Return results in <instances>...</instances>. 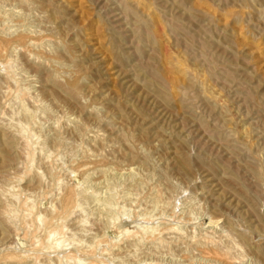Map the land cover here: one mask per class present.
<instances>
[{"label":"rangeland","instance_id":"374dc122","mask_svg":"<svg viewBox=\"0 0 264 264\" xmlns=\"http://www.w3.org/2000/svg\"><path fill=\"white\" fill-rule=\"evenodd\" d=\"M0 38V264H264V0H0Z\"/></svg>","mask_w":264,"mask_h":264},{"label":"bare ground","instance_id":"6f19581e","mask_svg":"<svg viewBox=\"0 0 264 264\" xmlns=\"http://www.w3.org/2000/svg\"><path fill=\"white\" fill-rule=\"evenodd\" d=\"M6 14H7V13H6ZM2 15H3V14H2ZM0 39H1V38H0ZM4 40H5V39H4ZM39 41H40V40H39ZM40 42H41V41H40ZM34 45H35V44H34ZM38 45H39V44H38ZM0 46L3 47L2 45H0ZM31 46H32V45H31ZM24 48H25V47H24ZM2 52H3V51H2ZM0 53H1V52H0ZM0 56H1V55H0ZM6 64H7V63H6ZM6 66H8V65H6ZM14 71H15V70H14ZM7 80H8V79H7ZM5 89H6V88H5ZM12 89L14 90V88H12ZM6 91H7V90H6ZM8 91H9V90H8ZM2 95H4V94H2ZM17 95H18V94H17ZM14 96H15V95H14ZM2 107H3V106H2ZM35 108H36V107H35ZM32 112H33V111H32ZM28 115H29V114H28ZM3 117H4V116H3ZM28 118H29V117H28ZM31 120H32V119H31ZM7 121H8V120H7ZM21 122H22V121H21ZM2 123H3V122H2ZM0 125H1V124H0ZM18 125H19V124H18ZM18 125H16V126H18ZM21 125H22V123H21ZM26 127H27V126H26ZM29 127H30V126H29ZM32 127H33V126H32ZM19 129H20V128H19ZM32 129H33V128H32ZM12 130H13V129H12ZM19 131H20V130H19ZM21 131H22V129H21ZM24 131H25V130H24ZM33 132H34V131H33ZM9 133H10V132H9ZM15 134H16V133H15ZM20 134H21V133H20ZM20 134H19V135H20ZM25 135L27 136V134H25ZM21 136H22V134H21ZM21 136H20V137H21ZM31 136H32V134H31ZM17 137H18V136H17ZM22 137H23V136H22ZM29 137H30V136H29ZM29 137H28V138H29ZM5 138H6V137H5ZM28 138H27V139H28ZM29 140H30V139H29ZM21 141H23V140H21ZM27 141H28V140H27ZM24 142H25V141H24ZM25 143H26V142H25ZM28 143H29V142H28ZM29 144H30V143H29ZM39 146H40V145H39ZM20 147H21V146H20ZM27 147H28V146H27ZM29 149H30V148H29ZM32 152H33V151H32ZM26 153H27V152H26ZM88 155H89V154H88ZM51 156H52V155H51ZM51 156H50V157H51ZM25 158H26V157H25ZM25 158H24V159H25ZM32 160H33V159H32ZM28 161H29V160H28ZM44 161H45V160H44ZM45 162H46V161H45ZM73 190L75 191V189H73ZM154 191H155V190H154ZM67 193H68V192H67ZM70 193H71V194H70ZM70 193H69V194H66V196L63 198L62 202H61V200H60V202H61V206L58 205V206L60 207V210L57 208L58 211H59L58 213H60V216H59L60 218H62V216L64 217V215H66V214L69 212V209H70L69 206L71 205V203H72L71 201H72V198H73V196H72V192H70ZM13 195H14V194H13ZM77 195H78V194H77ZM0 197H1V196H0ZM2 197H3V196H2ZM9 198H10V197H9ZM9 198H8V199H9ZM61 199H62V198H61ZM17 201H18V200H17ZM76 201H77V200H76ZM6 202H7V201H6ZM24 202H25V201H24ZM28 202H29V201H28ZM24 204H25V203H24ZM30 204H31V202H30ZM59 204H60V203H59ZM77 204H78V203H77ZM25 207H26V206H25ZM16 208H17V207H16ZM74 208H75V207H74ZM57 209L55 210L54 213H56ZM77 209H78V208H77ZM4 210H5V209H4ZM73 210H74V209L72 208L71 211L73 212ZM11 211H13V210H11ZM27 211H28V210H27ZM34 211H35V210H34ZM71 211H70V212H71ZM2 213H3V212H2ZM12 213H13V212H12ZM23 213H24V212H23ZM38 213H39V212H38ZM61 213H62V214H61ZM4 214H5V213H4ZM6 214H9V213H6ZM11 215H12V214H11ZM29 215H32V214H29ZM58 215H59V214H57L56 216H58ZM61 215H62V216H61ZM68 215H69V214H68ZM3 216H4V215H3ZM3 216H2V217H3ZM40 216H41V215H40ZM40 216L38 215V216L35 217V218H38L39 221H40V220L42 221V219H43L42 217H43L44 215H43L42 217H40ZM9 217H10V216H9ZM41 218H42V219H41ZM56 218H57V217H56ZM60 218H59V219H60ZM59 219H58V220H59ZM84 219H85V218H84ZM7 220H8V219H7ZM9 220H11V219H9ZM51 220H52V219H51ZM61 220H62V219H61ZM63 220H65V218H64ZM63 220H62V221H63ZM150 220H151V219H150ZM24 221H25V220H24ZM75 221H76V220H75ZM81 221H82V220H81ZM113 221H114V220H113ZM115 221H116V219H115ZM51 222H53V221H51ZM51 222H50V224H51ZM83 222H84V221H83ZM8 223H9V221H8ZM26 223H27V222H26ZM48 223H49V222H48ZM61 223H62V222H61ZM43 224H44V223H43ZM50 224H49V225H50ZM176 224H177V222H176ZM44 225H45V224H44ZM51 225H52V224H51ZM162 225H163V224H162ZM167 225H168V224H167ZM167 225H166V226H167ZM171 225H172V224H171ZM25 226H26V225H25ZM27 226H28V225H27ZM108 226H109V225H108ZM173 226H174V225H173ZM48 227H50V226H48ZM64 227H65V226H64ZM175 227H176V226H175ZM24 228H25V227H24ZM26 228H27V227H26ZM58 228H59V227H58ZM161 228H162V227H161ZM50 229H51V228H49V230H50ZM56 229H57V228H56ZM56 229L53 230V227H52V230H51V231L48 230V234H47V232H46V234H47L46 236H47V240H48V241H49V240H52V239H51L52 237H53V239L55 238V236H56V234H57V232H58V231H55ZM73 229H74V228H73ZM82 229H83V228H82ZM151 229H152V228H151ZM168 229H169L171 232H172V231L174 232V230H175V229H173V228H171V227H168ZM58 230H59V229H58ZM62 230H63V229H62ZM80 230H81V229H80ZM149 230H150V229H149ZM169 230H167V228H166V231H169ZM44 231H46V230H44ZM126 231H127V230H126ZM170 231H169V232H170ZM25 232H27V231H25ZM151 232H152V231H151ZM158 232H159V231H158ZM127 233H128V232H127ZM130 233H131V232H130ZM208 233H209V232H208ZM59 234H60V232H59ZM62 234H63V232L61 233V235H62ZM28 235H29V234H28ZM57 235H58V234H57ZM169 235H170V234H169ZM33 236H34V235H33ZM194 236H195V235H194ZM207 236H208V235H207ZM36 237H37V236H36ZM144 237H145V235H144ZM152 237H154V236H152ZM58 238H59V236H58ZM60 238H61V237H60ZM158 238H159V237H158ZM194 238H195V237H194ZM194 238H193V239H194ZM37 239H38V238H37ZM199 239H200V238H199ZM210 239H211V238H210ZM195 240H196V239H195ZM139 241H140V240H139ZM59 242L61 243V241H59ZM202 242H203V241H202ZM33 243H34V242H33ZM33 243H32V244H33ZM198 243H199V242H198ZM212 243H213V242H212ZM56 244H58V243H56ZM56 244H55V245H56ZM61 244H62V243H61ZM61 244H60V245H61ZM140 244H141V243H140ZM30 245H31V244H30ZM38 245H39V244H38ZM38 245H37V247H38V250H39V247H41L42 245H40V246H38ZM49 245L51 246L52 244H49ZM58 245H59V244H58ZM60 245H59L58 247L56 246L55 248H56V249H57V248H60ZM62 245H63V244H62ZM105 245H106V244H105ZM201 245H202V244H201ZM204 245H205V244H204ZM31 246H32V245H31ZM34 246H36V245L34 244ZM50 246H49V247H46L45 245H43L42 247H43V249H48V248H50ZM32 247H33V246H32ZM37 247H36V248H37ZM42 247H41V248H42ZM207 247H208V246H207ZM61 248H62V247H61ZM80 248H81V247H80ZM43 249H42V251H43ZM50 249H51V248H50ZM50 249H48V252H49ZM52 249H53V246H52ZM56 249H55V250H56ZM78 249H79V248H78ZM88 249H89V248H88ZM221 249H222V248H221ZM32 250H35V249L32 248ZM32 250H31V252H32ZM62 250H63V249H61V252H62ZM76 250H77V249H76ZM79 250H80V249H79ZM79 250H77L76 252H78ZM92 250H93V249H92ZM63 251H64V250H63ZM65 251H67V250H65ZM65 251L63 252V254H66ZM81 251H82V250H81ZM228 251H229V250H228ZM31 252H29V253H31ZM36 252H38V251L35 250V253H36ZM72 252H73V251H71V252L69 253V255H70ZM74 252H75V251H74ZM87 252H88V251H87ZM87 252H86V253H87ZM96 252H97V251H96ZM99 252H100V251H99ZM104 252H105V251H103V253H104ZM29 253H28V254H29ZM39 253H41V251H39V252L37 253V255H38ZM42 253H44V252H42ZM46 253H47V252H46ZM49 253H50V252H49ZM57 253H58V252H57ZM86 253H85V254H86ZM103 253L101 252V255H103ZM51 254H52V252H51ZM59 254H60V253H59ZM72 254H73V253H72ZM88 254H90V253H88ZM94 254H95V253H94ZM96 254H97V253H96ZM99 254H100V253H99ZM99 254H98V255H99ZM56 255H57V254H56ZM56 255H55V256H56ZM69 255L66 256L67 259L65 258L67 262L70 261V260H72L71 256H69ZM73 255H76V254L74 253ZM80 255H81V254H80ZM224 255H225V253H224ZM35 256H36V254H34V256H32V259H33ZM43 256H44V254H43ZM48 256H49V255H48ZM50 256H52V255H50ZM61 256H62V255H61ZM64 256H65V255H64ZM76 256H77V255H76ZM39 257H40V256H39ZM46 257H47V256H46ZM59 257H60V256H59ZM59 257L57 256L56 259H57V258L59 259ZM72 257H73V256H72ZM91 257H92V256H91ZM96 257H97V255L95 256V260H96ZM99 257H100V256H99ZM99 257H98V258H99ZM101 257H102V256H101ZM218 257H219V255H218ZM25 258H26V257H25ZM28 258H29V257H28ZM30 258H31V257H30ZM93 258H94V256H93ZM63 259H64V258H63ZM99 259H100V258H99ZM206 259H207V258H206ZM24 260H25V259H24ZM27 260H29V259H27ZM60 260H61V259H60ZM90 260H91V259H90ZM122 260H123V259H122ZM33 261H34V260H33ZM37 261H38V260H37ZM47 261H48V260H47ZM58 261H59V260H58ZM92 261H93V260H92ZM215 261H216V260H215ZM35 262H36V261H35ZM77 262H79V261H76V263H77ZM97 262H99V261H97ZM211 262H212V261H211ZM216 262H217V261H216ZM221 262H222V261H221ZM33 263H34V262H33ZM80 263H83V262H80ZM218 263H219V261H218ZM223 263H224V262H223ZM233 263H234V262H233ZM233 263H232V264H233ZM85 264H86V263H85ZM87 264H88V263H87ZM91 264H92V262H91ZM193 264H194V263H193ZM215 264H216V263H215Z\"/></svg>","mask_w":264,"mask_h":264}]
</instances>
